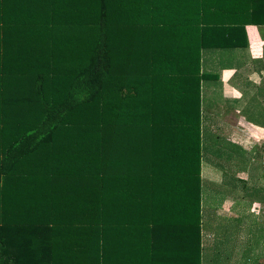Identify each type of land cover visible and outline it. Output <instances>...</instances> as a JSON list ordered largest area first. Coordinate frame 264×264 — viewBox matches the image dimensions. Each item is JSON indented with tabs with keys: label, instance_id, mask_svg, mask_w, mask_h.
I'll return each instance as SVG.
<instances>
[{
	"label": "trees",
	"instance_id": "obj_1",
	"mask_svg": "<svg viewBox=\"0 0 264 264\" xmlns=\"http://www.w3.org/2000/svg\"><path fill=\"white\" fill-rule=\"evenodd\" d=\"M249 25L264 0H0V264L230 263L248 216L219 240L233 180L200 174Z\"/></svg>",
	"mask_w": 264,
	"mask_h": 264
},
{
	"label": "rangeland",
	"instance_id": "obj_2",
	"mask_svg": "<svg viewBox=\"0 0 264 264\" xmlns=\"http://www.w3.org/2000/svg\"><path fill=\"white\" fill-rule=\"evenodd\" d=\"M261 41L258 48L252 47L251 52L247 49L246 60L238 56L233 86L243 97H239L241 99L236 101L237 107L220 109L223 131L214 129L209 136L220 133L221 145L225 144L226 147L221 149L219 146L215 149L208 157L211 163L202 159L200 174L202 179L211 180L215 184L228 183V179L233 180L228 186L237 190L229 191L235 195L227 196L219 201L218 203H221L216 209L217 212L214 211L216 202L207 203V208L218 217L214 216L213 219H216L215 223L220 222L218 227L221 231L224 230L231 235H235L234 227L237 226L233 220L248 211L246 220L250 224V233L246 238L248 248L247 251L240 253L242 257L247 256L244 258V261L248 260L247 264L254 262L258 264L256 261L264 258V208L260 204V201L264 199V65L258 63V61H264V41ZM252 84H256L257 88H253ZM252 88L253 94H246L251 92ZM232 144L241 147L244 153L238 155L231 149ZM253 192L254 196L249 198L247 194L250 196ZM238 229L241 231V228ZM243 233L245 238L247 232Z\"/></svg>",
	"mask_w": 264,
	"mask_h": 264
},
{
	"label": "crops",
	"instance_id": "obj_3",
	"mask_svg": "<svg viewBox=\"0 0 264 264\" xmlns=\"http://www.w3.org/2000/svg\"><path fill=\"white\" fill-rule=\"evenodd\" d=\"M246 33H247V37H248V41H249V46H248V48L234 52L235 53V62H234L235 67L233 66L232 69L219 71V82L221 83V89L220 90H221V109L222 110L225 109V107L232 108V109L234 107H237L236 101L238 102V100L243 97V95L239 91H237V88L235 86H233V82H234L233 80H234V77L236 74V65H237L238 56L239 57L241 56V57L245 58V60H246L245 56H247V53H246L247 49L251 52L252 47L258 48L259 43L262 42L261 41L262 39H261L260 34H259V30L256 26H253V25L246 26ZM245 83H247V81H245ZM250 91L251 92H248L246 94L252 95L253 91H254L253 88ZM212 97H213V95H212ZM239 97H241V98H239ZM222 100L224 102H222ZM217 122H219V125H221V127H223V125L221 123L220 116L217 118ZM221 127L219 128V130H221V129L223 130V128H221ZM209 181H211V180H209ZM234 191H237V190L234 189ZM233 196H234V194H233ZM229 197H230V195H229ZM243 213L247 215L248 211L243 212ZM215 218H218V217L215 216ZM219 223H218V225H219ZM224 235H225V231L220 230L218 232L217 237L220 240V239H223L225 237ZM247 237H248V233H246L244 240L242 239V241H240V239H239V242H236V244H239V245H236L235 248L232 247V244H233V242H232L228 247L221 248L218 253L229 254V256H230V254H234V255H231L230 264H243L244 262H245L244 264H247L248 260L244 261V258H246L247 256L241 257V255H240L241 252L247 251V248H248V240H246ZM232 249H233V253H232ZM223 258H224V256H223Z\"/></svg>",
	"mask_w": 264,
	"mask_h": 264
}]
</instances>
